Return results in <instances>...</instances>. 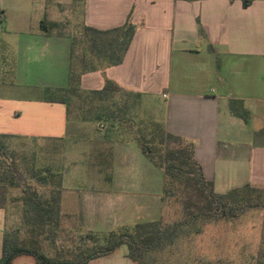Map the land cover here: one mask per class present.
<instances>
[{"label":"crops","instance_id":"obj_1","mask_svg":"<svg viewBox=\"0 0 264 264\" xmlns=\"http://www.w3.org/2000/svg\"><path fill=\"white\" fill-rule=\"evenodd\" d=\"M64 1L0 0V136L9 141L55 148L68 139L65 106L44 99L45 89L68 84L71 38L54 31ZM68 3L79 9L81 27L109 31L129 16L135 26L122 63L82 75L81 90L99 91L109 80L126 92L141 94L142 107L146 99L160 105L164 117L159 124L193 144L194 159L215 194L246 185L264 189V0ZM34 8L40 13L31 20ZM230 100L243 103L246 121L230 113ZM83 129L75 127L74 133L85 136L71 138H85L98 154L104 144L94 142ZM99 167L92 165L94 179L83 191L73 186L76 174L66 181L62 176L55 219L66 216L94 233L160 219L161 172L134 141L111 140L109 163ZM3 199L0 204L9 208L4 212L1 207L6 222L30 217L19 211L20 195L6 196L5 203ZM126 254L121 246L87 264H136ZM12 264L35 261L21 256Z\"/></svg>","mask_w":264,"mask_h":264},{"label":"trees","instance_id":"obj_2","mask_svg":"<svg viewBox=\"0 0 264 264\" xmlns=\"http://www.w3.org/2000/svg\"><path fill=\"white\" fill-rule=\"evenodd\" d=\"M82 29V33L70 41L67 86L62 89H45V101L63 104L69 118L70 101L76 99L82 105L81 109H95L93 121L103 122L110 129L127 130L126 136L137 144L142 156L162 173V203L172 197L176 185L191 189L190 198L182 207L185 216L167 226L157 220L139 222L129 228L107 233L86 231L85 236L79 238L80 243L71 251H59L55 257L46 256L39 251L37 238L52 234L58 221L54 218L59 212L55 200L61 183L52 184L53 175L46 169L31 172L29 180L35 187L31 188L29 181L24 179V184H20L15 166L6 160V142L10 137L0 136V188L3 201L7 202L5 197L11 189H20V199L17 201L20 203L19 211L30 215L22 217L19 222L24 236L22 240H18L19 230L13 233L6 230L3 232L0 264H12L14 259L21 256L32 257L35 264H87L112 254L121 246L127 248L126 257L130 261L145 264L148 255L172 246L180 232L197 222H231L250 211L263 213L264 230V189L246 185L223 195L215 194L212 183L204 179L201 168L194 159L192 143L171 135L156 122L151 124L150 129L144 126L139 136H132L130 123L134 119V107L141 104V94L126 92L109 80H104L103 88L99 91L80 89L82 75L103 72L122 63L135 32L131 17L122 26L109 31L89 27ZM198 32L200 37H204L201 28ZM75 48L81 50L76 66L73 63ZM229 110L233 116L243 121L249 117L239 100H230ZM1 207L4 212L9 210L8 204H0ZM87 243H91L92 247H86Z\"/></svg>","mask_w":264,"mask_h":264},{"label":"rangeland","instance_id":"obj_3","mask_svg":"<svg viewBox=\"0 0 264 264\" xmlns=\"http://www.w3.org/2000/svg\"><path fill=\"white\" fill-rule=\"evenodd\" d=\"M68 2L69 0H65L62 8L57 12L60 22L54 31L62 32L75 40L83 31L80 26V12L78 8L70 6ZM73 4L75 5V0ZM39 13L37 8L31 10L29 13L31 20L35 19ZM80 51V48H75L73 59L75 66L78 62L77 57L81 54ZM70 103L68 139L55 148L45 146L47 144L42 147L43 143L36 141L25 143L26 146L17 141L6 142V160L15 166L18 172L16 177L20 184H24V180H26L31 184V188L35 187L29 180L31 172L47 169L53 175L51 183L54 185L59 182L62 184V176L66 181L65 178L76 174L73 186L77 191H83L94 179L92 165L101 166L99 168L107 167L110 141L129 139L126 136L127 130L110 129L103 122L93 121L96 114L95 109L90 108L89 110L87 107L81 109L82 105L76 99H71ZM132 116L134 119L130 123V133L132 136H139L144 126L150 129L152 123L162 122L164 109L146 99L144 107L141 104L134 107ZM75 127L86 128L83 129L87 133L86 136H92L94 142L98 140L100 144H104V147L98 150V154L96 149L90 150V144L85 138H71V136H85L83 134L76 135ZM101 175L104 176V172ZM162 181L161 173V185ZM190 194V188L176 185L172 197L167 198L165 203L161 202L159 220L163 226L177 222L185 216L182 207L183 203L189 200ZM8 195L19 196L20 189L11 191V193L7 192L6 196ZM1 197L0 191V199ZM2 213L0 208V234L5 230L8 233H13L12 231L19 222H6ZM262 219L261 211H250L231 222L199 221L180 232L172 246L166 247L161 252L148 255L145 258V264H263L264 230ZM20 228L19 225L17 228L19 241L24 238ZM53 228L52 234L41 235L37 238L39 251L49 257H55L59 251L68 249L71 251L80 243L79 238L86 234V230L80 229L76 221L66 218V216H60V220ZM86 247L91 248V243H87ZM1 249L2 240L0 238V256Z\"/></svg>","mask_w":264,"mask_h":264}]
</instances>
